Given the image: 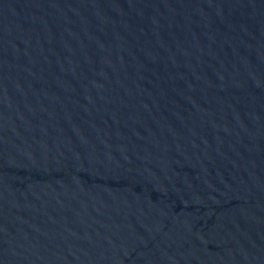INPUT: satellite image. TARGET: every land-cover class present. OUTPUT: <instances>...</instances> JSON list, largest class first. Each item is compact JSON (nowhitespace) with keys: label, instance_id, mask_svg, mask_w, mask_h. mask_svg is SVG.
<instances>
[{"label":"water","instance_id":"water-1","mask_svg":"<svg viewBox=\"0 0 264 264\" xmlns=\"http://www.w3.org/2000/svg\"><path fill=\"white\" fill-rule=\"evenodd\" d=\"M0 264H264V0H0Z\"/></svg>","mask_w":264,"mask_h":264}]
</instances>
